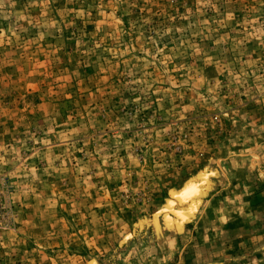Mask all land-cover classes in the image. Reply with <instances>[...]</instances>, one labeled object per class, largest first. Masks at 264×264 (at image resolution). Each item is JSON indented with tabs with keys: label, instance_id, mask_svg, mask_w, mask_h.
<instances>
[{
	"label": "rangeland",
	"instance_id": "rangeland-1",
	"mask_svg": "<svg viewBox=\"0 0 264 264\" xmlns=\"http://www.w3.org/2000/svg\"><path fill=\"white\" fill-rule=\"evenodd\" d=\"M0 264H264V0H0Z\"/></svg>",
	"mask_w": 264,
	"mask_h": 264
}]
</instances>
